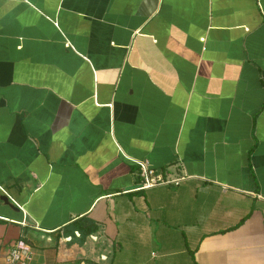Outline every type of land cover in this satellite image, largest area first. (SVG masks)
Returning a JSON list of instances; mask_svg holds the SVG:
<instances>
[{
    "label": "crops",
    "instance_id": "obj_1",
    "mask_svg": "<svg viewBox=\"0 0 264 264\" xmlns=\"http://www.w3.org/2000/svg\"><path fill=\"white\" fill-rule=\"evenodd\" d=\"M3 195L0 264H264V0H0Z\"/></svg>",
    "mask_w": 264,
    "mask_h": 264
},
{
    "label": "built area",
    "instance_id": "obj_2",
    "mask_svg": "<svg viewBox=\"0 0 264 264\" xmlns=\"http://www.w3.org/2000/svg\"><path fill=\"white\" fill-rule=\"evenodd\" d=\"M140 171V177L142 179V184L138 190H146L156 186L162 185H172L179 186L183 179H170L165 176V173L161 170H157L151 167L147 162L137 163ZM23 225L26 224L23 222ZM78 236L79 233H76ZM34 259V252L32 245L24 240H18L11 247L5 264H32Z\"/></svg>",
    "mask_w": 264,
    "mask_h": 264
},
{
    "label": "trees",
    "instance_id": "obj_3",
    "mask_svg": "<svg viewBox=\"0 0 264 264\" xmlns=\"http://www.w3.org/2000/svg\"><path fill=\"white\" fill-rule=\"evenodd\" d=\"M249 216H247L242 222L244 223L246 219H248ZM236 229V227H235ZM72 237H75V231H79L81 233V244L84 243L85 239L98 232L99 230V226L97 224H95V222H93L92 220L88 219V218H82L80 220H78L77 222H75L73 225H72Z\"/></svg>",
    "mask_w": 264,
    "mask_h": 264
},
{
    "label": "water",
    "instance_id": "obj_4",
    "mask_svg": "<svg viewBox=\"0 0 264 264\" xmlns=\"http://www.w3.org/2000/svg\"><path fill=\"white\" fill-rule=\"evenodd\" d=\"M0 201L12 210L19 211V208L9 199V197L3 195L0 197Z\"/></svg>",
    "mask_w": 264,
    "mask_h": 264
}]
</instances>
